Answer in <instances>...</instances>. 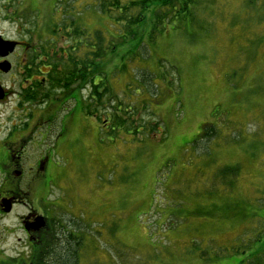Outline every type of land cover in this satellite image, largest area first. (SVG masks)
<instances>
[{
    "label": "rangeland",
    "instance_id": "rangeland-1",
    "mask_svg": "<svg viewBox=\"0 0 264 264\" xmlns=\"http://www.w3.org/2000/svg\"><path fill=\"white\" fill-rule=\"evenodd\" d=\"M100 2L4 0L0 11V31L11 38L37 25V48L53 31L86 27L107 52L101 94L90 82L86 129L74 130L71 153L56 162L70 191L59 224L88 226L77 264H264V240L255 242L264 229V0H196L193 25L161 33L147 21L133 36ZM12 103L0 108V141ZM205 124L217 136L203 134ZM18 176L26 191L30 178ZM58 186L50 195H60ZM27 210L0 211V264L30 263L16 240Z\"/></svg>",
    "mask_w": 264,
    "mask_h": 264
},
{
    "label": "flooded vegetation",
    "instance_id": "flooded-vegetation-1",
    "mask_svg": "<svg viewBox=\"0 0 264 264\" xmlns=\"http://www.w3.org/2000/svg\"><path fill=\"white\" fill-rule=\"evenodd\" d=\"M2 1L4 0H0V11L8 8V5L3 6ZM21 13L18 8L17 14ZM33 29L28 37L19 35L18 38H11L0 31V37L4 41L17 43L13 52L4 54V51H0V67L3 63H8L11 67L9 72L0 69V87L5 93L4 99L0 101V108L8 105L11 100L14 101L7 108L8 126L0 141V160L7 162L3 164L7 186L0 195V201L9 203L12 208L30 206V210L18 219L23 237L16 238L20 243L19 254L27 256L29 264H43L47 255L52 254L53 258L56 253L58 256L45 264H59L60 260L61 264H67L74 254L77 264L80 254L83 255L86 250L83 241L88 226L80 220L71 225L67 220L64 221L68 229L59 224V206L69 213L63 202L69 197L70 191L69 184L63 182L64 176L56 162L58 158L67 159L66 155L71 153L74 139L70 137L74 130L83 134L88 124L91 101L89 70L88 65L78 67L74 73L56 69L57 60H68L71 29L64 28L65 32H62L63 28H60L59 33H49L46 40H43L46 43L49 41L50 45L43 48H37V25ZM86 29L84 27L83 35L88 33ZM66 41V46H59ZM56 77H60L62 81H56ZM3 80H12L18 90L6 86ZM101 85L96 79L93 81V86H98V94H101ZM51 92L54 94H50ZM25 162H28L26 169L23 166ZM15 176L30 178L26 183V191L21 188V183L14 182ZM38 181H41L40 196L34 204L31 190ZM53 184H59L60 195H50ZM32 204L35 206L32 207ZM78 212L79 210L77 214ZM69 215L70 218L78 217L72 212ZM37 221H40V226Z\"/></svg>",
    "mask_w": 264,
    "mask_h": 264
},
{
    "label": "trees",
    "instance_id": "trees-1",
    "mask_svg": "<svg viewBox=\"0 0 264 264\" xmlns=\"http://www.w3.org/2000/svg\"><path fill=\"white\" fill-rule=\"evenodd\" d=\"M195 5H196V0H101L99 8L104 12V14H108L111 17L112 15H114V13L115 14L117 13L118 16L112 18L117 23L122 22L121 27L123 28V34H126L128 36L130 35L133 36L138 32V29L136 30L137 26L141 27L147 25L149 24L148 22L152 24L153 31H159L161 33L167 31L168 29L177 30L180 27L181 21H187L188 23L193 25L196 22L197 6ZM72 26H74V23H72ZM71 30H72L71 31L72 41L70 43L71 48L69 49L68 52L69 54L68 60L66 59H63V61L57 60L56 69L59 70L61 68V70L65 72L73 71L74 73L78 69V67L81 68L82 65L84 66L88 65L90 82L94 81L96 77H98V75H105L103 73L104 72L103 71L104 64L102 62L103 58L101 57L105 56L104 58H107V52L106 50H104V47L101 45L102 44L101 34H96L95 32L93 37L94 39L90 41V39H88L87 34L83 35L82 28L80 29V31L74 28ZM141 36H143V33L141 34ZM143 43L144 42L139 41V43L136 45V49L140 48V46ZM47 44L50 45V42L48 41ZM59 63L62 64H60L59 66ZM56 81H62V79L60 77H56ZM97 81L101 83L102 80L100 78V80ZM101 84L104 87V83ZM96 87L98 88V86ZM96 92L98 93V89ZM204 126L205 129L203 130V134H205L207 137L217 136V133L214 131H209L207 133L206 132L207 124H205ZM203 134L201 136H203ZM257 139L258 138H254V140ZM249 143H251V141ZM2 164H4V162H2ZM227 171H231L233 175L234 172H236L237 174V170L235 167H233L232 169H228ZM226 173H230V172H225L224 174ZM220 175H222V173H220ZM234 179L236 180L235 177ZM262 211L264 212V209H262ZM263 240H264V229H262L260 233H258V236H256L255 238V242L256 244H259ZM255 251L252 252L251 255L248 254V258H250V261L252 259H253L252 261H254V257L258 253L260 254L259 249ZM246 253L247 252H244L241 253L240 255H245ZM203 254L204 253H201L200 256H202ZM202 257L204 258V255ZM208 261L212 262L211 260ZM244 262L245 261L243 260L239 263L243 264ZM59 264H61V260ZM67 264H76V254L70 257L69 262Z\"/></svg>",
    "mask_w": 264,
    "mask_h": 264
},
{
    "label": "water",
    "instance_id": "water-1",
    "mask_svg": "<svg viewBox=\"0 0 264 264\" xmlns=\"http://www.w3.org/2000/svg\"><path fill=\"white\" fill-rule=\"evenodd\" d=\"M17 43L14 42H7L4 41L1 37H0V51H4V54H7L8 52H13L14 49L16 48ZM1 52V53H2ZM1 70H3L4 72H9L11 70V67L9 66L8 63H3L0 67ZM4 91L3 89L0 87V101H2L4 99ZM12 207L9 203L5 202V201H1L0 202V211H2L3 213H9L11 211ZM43 220V219H40ZM38 226H40V221H38Z\"/></svg>",
    "mask_w": 264,
    "mask_h": 264
}]
</instances>
